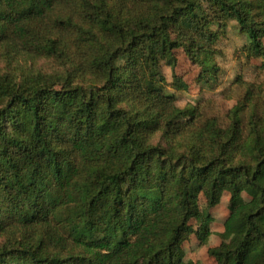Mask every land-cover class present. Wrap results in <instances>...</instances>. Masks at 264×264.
Segmentation results:
<instances>
[{
	"label": "trees",
	"instance_id": "16d2710c",
	"mask_svg": "<svg viewBox=\"0 0 264 264\" xmlns=\"http://www.w3.org/2000/svg\"><path fill=\"white\" fill-rule=\"evenodd\" d=\"M257 5L0 0V264H185L184 243L210 234L200 196L214 208L225 192L233 236L211 255L264 264V118L242 116L256 93L223 127L180 107L160 67L173 68L177 90L188 85L176 49L212 72L201 39L223 18L264 56Z\"/></svg>",
	"mask_w": 264,
	"mask_h": 264
},
{
	"label": "rangeland",
	"instance_id": "374dc122",
	"mask_svg": "<svg viewBox=\"0 0 264 264\" xmlns=\"http://www.w3.org/2000/svg\"><path fill=\"white\" fill-rule=\"evenodd\" d=\"M245 1L251 3L254 14L260 12L261 9L257 4L261 0ZM210 29L215 32L216 36L213 40L201 39V44L207 48L202 57L214 65L215 69L206 73L205 65L192 61L183 48L176 49L175 72L188 85V88L177 90L172 86L175 80L174 70L163 61L160 67L169 82L166 91L177 97V104L180 107H197L201 119L217 118L221 126L229 127L232 111L237 105L245 103L247 93L252 90L256 94H254L252 103L242 113L243 121L247 123L255 111L261 118H264V56L258 55L251 48L248 34L242 30L237 20L223 18L221 21L213 22ZM179 32L181 30L177 27L172 29L175 37ZM2 66L9 68L6 63H2ZM30 66L41 71H51L55 63L48 60H37ZM242 199L249 201L251 197L243 193ZM230 206L229 192L224 193L221 202L214 208L208 206L204 195L200 196L201 215L211 216L210 234L205 240L192 235L184 243L185 264H216L211 250L230 241L233 236L225 228L226 220L231 213ZM193 224L199 228L202 221L197 219L193 221ZM1 244L2 239L0 238Z\"/></svg>",
	"mask_w": 264,
	"mask_h": 264
}]
</instances>
